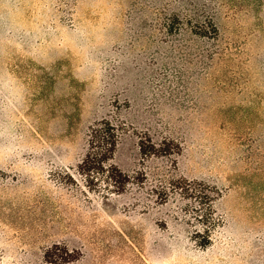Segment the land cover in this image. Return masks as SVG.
<instances>
[{"label": "rangeland", "instance_id": "rangeland-1", "mask_svg": "<svg viewBox=\"0 0 264 264\" xmlns=\"http://www.w3.org/2000/svg\"><path fill=\"white\" fill-rule=\"evenodd\" d=\"M102 120L120 194L80 174ZM171 178L218 191L208 247ZM0 264H264V0H0Z\"/></svg>", "mask_w": 264, "mask_h": 264}, {"label": "trees", "instance_id": "trees-1", "mask_svg": "<svg viewBox=\"0 0 264 264\" xmlns=\"http://www.w3.org/2000/svg\"><path fill=\"white\" fill-rule=\"evenodd\" d=\"M181 5V4H180ZM183 11L176 9L175 11H164V27L168 32L174 30L179 31V25L176 27L177 21H183L180 18L182 12H185L183 5L180 6ZM165 10V9H164ZM194 12V18H184L190 30L194 33H212L216 35L217 28L212 18ZM185 16V15H184ZM181 25V24H180ZM122 131L110 120H102L93 125L89 129L87 140V153L81 161L80 174L85 178H98L107 183L106 193H123L125 187L130 182L131 177L116 168L111 161L113 160L117 146L119 144ZM140 152L143 156L159 155L161 150L157 149L150 141L146 144L140 142ZM145 177V175H142ZM141 185L144 181L138 179ZM159 190L158 198L165 201L171 195H178L182 199H186L190 203L191 215L195 224L200 228L196 235L200 238L198 245L206 248L210 245L211 234L220 225V219L214 209V203L219 198L218 191L203 182L181 181L174 179L158 180ZM152 191V190H151ZM152 191V192H156ZM65 262H71L64 260Z\"/></svg>", "mask_w": 264, "mask_h": 264}]
</instances>
